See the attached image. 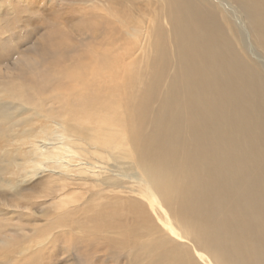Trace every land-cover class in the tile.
<instances>
[{
	"label": "bare ground",
	"instance_id": "6f19581e",
	"mask_svg": "<svg viewBox=\"0 0 264 264\" xmlns=\"http://www.w3.org/2000/svg\"><path fill=\"white\" fill-rule=\"evenodd\" d=\"M86 1L91 3L88 9L97 6ZM143 1H121L119 19L113 5L108 9L101 4L98 16L95 13L105 29L101 36L92 32L98 26L92 30L83 14L73 19L77 24L71 25L70 34H88L86 40L95 42L107 37L106 50L100 42L94 43L89 57L80 55L63 70L57 61L67 54V45L34 41L35 57L24 56L11 65L13 73L23 76L38 71L46 78L39 88L45 93L36 87L9 86L0 73V142L4 148L17 144L14 151L19 152L27 145L25 140H32V149L19 160L20 168H30L34 175L37 166L53 168L50 159L61 161L58 176L51 175L49 182H65L64 187L75 171L70 164L81 161L76 171L82 175L76 179L79 189L87 185L83 193L91 191L92 199H114L97 207L100 213L91 217L96 232L101 227L116 238L124 237L139 264H200L196 258L205 264H264V0H158L160 20H165L168 33L155 23V28H148L152 21L146 26L143 20L123 30L135 35L150 29L147 39L151 36L153 52L149 65L139 69L137 51L145 53L142 44L132 37L121 42L120 36L111 35L114 24L108 16L121 24L125 18H139V9L145 11V6L143 10L135 4ZM3 60L0 54V65ZM48 62L54 72L42 74L37 66L43 63L45 68ZM67 81L68 96L61 92ZM75 93L78 97L70 99ZM73 109L91 116L77 117L78 126H69L73 135L63 140L71 146L66 150L52 146L36 152L34 126L13 134L18 127L34 124L32 117L44 112L65 124L61 118ZM87 124L92 126L79 128ZM45 131L40 129L41 134ZM3 157L6 164L0 159V173H8L18 158L8 151ZM122 189L136 198L122 199ZM12 197L0 204V248L11 239L7 230L13 238L30 241L24 228L36 230V211L30 205L22 206L33 218L29 222L18 213V199L29 196L16 191ZM140 198L156 212L162 226L152 222ZM60 204L61 200L55 205L60 208ZM8 221L22 222L23 227L13 228ZM184 241L191 244L192 257L191 248L177 244ZM7 254L9 250L0 256Z\"/></svg>",
	"mask_w": 264,
	"mask_h": 264
},
{
	"label": "rangeland",
	"instance_id": "374dc122",
	"mask_svg": "<svg viewBox=\"0 0 264 264\" xmlns=\"http://www.w3.org/2000/svg\"><path fill=\"white\" fill-rule=\"evenodd\" d=\"M34 1L35 2H32L30 0H0V54L4 57L3 63L0 65L3 72L0 73L3 74L1 81L5 82L9 86L19 87L20 85H23V87H36V91L42 90H39V88L42 87V84L43 87L45 86L44 80L46 78L40 76L38 71L36 72V74L31 75H27L29 74L27 72V74L23 76L20 74H16L15 72L13 73V65H11L13 61H15L16 59L24 58V56L29 55L30 57H35L33 55L35 51L33 47L36 46L35 43L37 40H51L56 42L60 41L61 43H65L67 45V54L57 61V65L61 68V70H63L66 66L69 67L70 64H72L73 60H76V58L80 57V55L89 57V55L95 50L92 49L94 43L100 42L102 50H106L105 44L107 43V37H103V39L99 37L100 41L95 42L86 40L85 36L88 34L79 37L78 34L73 33L72 35L69 33L71 25L77 24L74 20L78 19V15H84L85 22L87 23V25L92 27V30L94 29V25L98 26L95 31H92L97 33L98 36L102 35L100 33H105V29H102L103 27L99 24L98 19H96V15L99 12V6L101 4L108 9H110V5H113V9L115 7L116 11V16L114 15V17H116L117 19L123 17V14L119 15L117 11L119 10L118 6H120L121 1L123 2V0H117L116 2L115 0H89L97 4L95 8H99L98 11L95 8L88 9V6L91 3L87 2L86 0H39L41 2L39 3V5L38 3H36V0ZM111 2H113L114 4ZM159 5L160 4L158 0H144L143 3L141 2L140 4H135V6L139 8L141 7L142 9L145 6V11L140 12V9L138 8L139 14L137 16L139 18H125V22L123 24L119 23L117 20H113L112 16H108V20L111 19L112 24H114L113 30L111 29V35L115 36L116 38H119L120 36L121 38L119 39L121 40V42H125V40H127L126 37L128 39L132 37L134 38V40L136 39L140 45L142 44L140 46V49L145 50V53L137 51V54H140L141 57L140 60H138L139 63L136 68H145V66L149 65L146 64V62L153 52L150 46L151 36L149 37V39H147V34L150 29L143 31L142 33H137L135 35H132L131 33L126 34L123 32V30L134 25L137 26L138 23L141 22L140 20H143V22H146V26H148L149 21H152V23H149L150 25L148 26V28H155L152 25L156 24L160 25V27L168 33V27L167 25H165V20L164 22L160 20L162 17V15L160 14L162 10H158ZM38 6L39 11L37 10ZM52 7H54L53 10ZM49 8H51V10ZM91 10H94V13H92ZM41 11L44 12L45 16L41 14L43 13ZM127 16L128 15H125L124 17ZM105 22L107 21H103L101 22V24ZM140 25L141 24H139V26ZM106 26L107 25H105V27ZM119 31H121L122 35H120ZM96 39L98 40V37ZM112 42L115 43V40H112ZM82 45L83 47L85 46V51ZM137 50H139V48ZM80 52L82 54H80ZM37 58L38 56L36 55V59ZM50 63L52 62H48L49 65H44L45 68L43 67V63L38 64L37 67L40 68L42 74H51L50 71L54 72V67L50 66ZM150 69H148L147 71L149 72ZM66 83L67 85H61V92H65L66 96H68L69 87L71 86H69L70 82L67 81ZM77 83L78 86H81L82 80L79 79ZM55 84H51L53 88H55ZM41 92L45 93V91ZM28 95L32 97L31 92ZM86 96L88 100H90L88 94H86ZM74 97H78V95L75 93L74 95H71L70 99H73ZM84 113H82L81 110H71L69 116L68 114L63 115L61 120L62 122L66 120V122L65 124L61 125L60 119L50 118L44 112L42 115H36L32 117V119L35 120L33 122L34 124H30L24 127H18L14 130L13 134L20 133L23 130H27L28 126H34L33 131L31 130V132L33 135L35 134L36 137H38L33 140L36 141V152L43 150L44 148L49 149L52 146L62 147V150H66L71 146L69 145V141L63 142V140L68 136L72 138L73 135V132L69 129V126H78L79 117L80 119H85L88 117L86 116L88 113L85 115ZM72 117L75 118H73V121H70L69 119ZM127 118L131 119L130 116H128ZM91 126L92 124H87L81 125L79 128L84 130L87 127ZM40 129H47V131L41 134ZM21 137L22 136H20V138ZM25 142V144L27 145L23 147L21 146L19 152H17L18 150L14 151L15 148L18 147L17 144L14 143L12 146L4 148L2 146L3 144L0 142V159H2V165L6 164L5 158L3 157L5 151H8L13 155L16 154L18 158V160L14 162L15 165L18 164L17 168L15 165H13L9 167L8 173H0V204L6 203V201H4L5 199H14V197L12 196L16 191L20 192V196H29L30 198L28 197L26 199H18V203L20 206V209H18V213L23 216L22 221L24 220V222H29L33 218H30V216L27 215L29 213V210H25L23 207H29L30 205L31 210L36 211V230L33 232L32 230L28 231L29 228H27V230H25L24 228V231H26L27 233L26 236L31 238V241L27 238L20 239L18 235H14L13 238V236H10L11 234H8L9 230H7L6 236L11 237V239L8 240L6 246L0 248V253H5L9 250L10 254H7L3 257L1 255L0 264H139L135 260V257L132 253V248L130 247L129 249L130 244H126V240L124 237L120 238L118 236V238H116L115 234H111V232H105L101 229V227L98 233L96 232V223L91 222V217H95L100 213V210L95 211L97 207L103 206V204L107 203L108 201L113 202L114 199H111V196H106V199H92L90 196H88V194L91 195V191L90 193L85 194V191L83 193V188L85 187L84 190L87 189V185H84L83 187L81 186L82 189H79L78 185L80 186V182L76 179L82 175H80V173L76 171L80 167H78V164H80L81 161L78 162V164L77 162L70 164V168L75 171L71 172L68 175L69 177H67V186L64 187L63 185L65 182H58L57 180H55L54 183L49 182L51 175H54V177L58 176L60 172L58 166L61 165V161H58V163H54V159H50L47 162L50 164H55L52 165L53 168H51V165H44V168H40L39 166H37L38 170L36 169V173L32 175L33 173L30 168L28 169L26 167V169L28 170H23L22 168H20V163H22V161L19 160L24 159L25 156H27V153L32 149L30 145L32 140H25ZM82 156L83 159H86L84 154H82ZM124 181L127 182L128 180L124 179ZM62 186L64 187V189H61ZM124 187L130 186L124 184ZM90 190L94 191L95 189L91 188ZM121 191L122 193L119 194L122 195L120 196L122 197V199H124L126 196H137L136 194L133 195L126 193L125 189H122ZM84 197L85 199H83ZM122 199H120L118 202L122 201ZM60 200L61 203L64 204H60V208H58L55 204ZM141 200L143 201V199ZM143 202L145 203L146 211L151 216L152 222L157 226H162L159 222L156 212L152 210L150 205L145 200ZM33 203L36 204V207H32L34 205ZM91 204H93L94 207H92ZM89 206H91L93 209L89 210L87 208ZM4 208L5 210H9L6 207ZM46 211L48 213L46 214L48 215L47 218L46 215L42 213ZM14 213H17V210L14 211ZM65 214H68V216L65 217ZM78 214H85V217L82 216L81 218H79V216H77ZM73 215L76 216L73 217ZM65 222L67 223L64 224ZM86 222H88L87 226L84 224ZM6 223L8 224V226H11L13 228L18 227L20 224L21 225L19 227H23L22 222L18 223L16 221H8ZM65 226H67L70 230L66 229ZM177 244L184 245L187 248H191V250L189 251L190 257L194 255V250L192 249V246L188 241ZM21 249L26 250L22 252ZM16 251L21 252L17 253L16 255L13 254V252ZM161 251L163 250H157V252ZM178 255L180 254H177V256ZM196 260L200 264H205V262L199 258H196Z\"/></svg>",
	"mask_w": 264,
	"mask_h": 264
}]
</instances>
